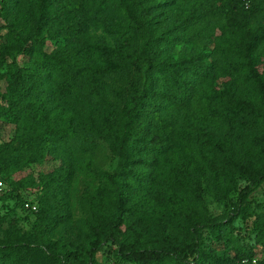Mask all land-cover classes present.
Wrapping results in <instances>:
<instances>
[{"label":"trees","instance_id":"obj_1","mask_svg":"<svg viewBox=\"0 0 264 264\" xmlns=\"http://www.w3.org/2000/svg\"><path fill=\"white\" fill-rule=\"evenodd\" d=\"M249 1L0 0V120L14 127L0 264H99L113 248L112 264H252L264 0ZM31 188L35 201L20 196ZM233 196L225 220L209 215L206 198Z\"/></svg>","mask_w":264,"mask_h":264},{"label":"rangeland","instance_id":"obj_2","mask_svg":"<svg viewBox=\"0 0 264 264\" xmlns=\"http://www.w3.org/2000/svg\"><path fill=\"white\" fill-rule=\"evenodd\" d=\"M102 38L109 42L107 37L101 35ZM44 49L46 52L50 53L54 49L53 42H47ZM224 80H219L217 82L219 89L222 88ZM8 86V80L0 81V94H4L6 92ZM14 133V127L8 120L1 119L0 120V143H4L9 141L13 137ZM111 166L108 165L106 169H109ZM51 168V164L45 163L41 167H39L37 170L39 171H46ZM26 173H19L14 176L15 180L23 178ZM6 185L3 183L1 189H0V215L4 214L9 207H12L14 204V200L10 198L9 196V190H6ZM39 193L38 189L31 188L28 191H22L20 193V196L23 197V199L28 201H35L37 194ZM249 205L252 210L255 212H259L260 208L264 206V183L256 190L254 191L251 196L248 198ZM236 202V196H233L231 200L222 201V202H215L211 198H206V205L209 212V215L214 219H220L225 220L227 215L232 211L233 205ZM30 220V222H29ZM32 217L28 216L27 221H22L19 226V232L24 233L29 230L30 224H31ZM243 225L241 221H237L236 226ZM206 236H203V239H205ZM13 239V235L10 233L8 226L6 223H3L0 225V241H8ZM114 249V248H113ZM113 249H105L103 252H100L96 255V260L99 264H112L114 261L113 258ZM258 256L256 257L257 260H264V248L256 249Z\"/></svg>","mask_w":264,"mask_h":264},{"label":"built area","instance_id":"obj_3","mask_svg":"<svg viewBox=\"0 0 264 264\" xmlns=\"http://www.w3.org/2000/svg\"><path fill=\"white\" fill-rule=\"evenodd\" d=\"M239 1L241 2L242 6L245 10H248L250 8V1L249 0H239ZM1 187H2V182H0V188ZM24 209H26L30 212H36L37 211L36 205H33L29 202H26L24 204ZM252 264H257V260L256 259L252 260Z\"/></svg>","mask_w":264,"mask_h":264}]
</instances>
